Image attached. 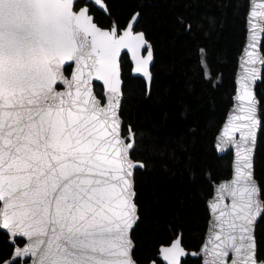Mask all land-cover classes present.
I'll return each instance as SVG.
<instances>
[{
	"label": "snow or ice",
	"instance_id": "snow-or-ice-1",
	"mask_svg": "<svg viewBox=\"0 0 264 264\" xmlns=\"http://www.w3.org/2000/svg\"><path fill=\"white\" fill-rule=\"evenodd\" d=\"M91 3L107 13L105 0ZM138 15L104 27L83 0H0V232L11 245L0 264H141L131 232L139 220L133 172L142 165L130 158L131 127L127 137L119 132L121 51L151 80V47L133 31ZM250 17L233 116L240 123L224 130L229 140L241 133L235 177L209 202L215 218L201 252H187L178 235L160 249L167 264L201 253L203 264H264L255 238L264 185L251 162L264 132L254 92L264 81V12ZM93 81L107 86L103 106Z\"/></svg>",
	"mask_w": 264,
	"mask_h": 264
},
{
	"label": "trees",
	"instance_id": "trees-1",
	"mask_svg": "<svg viewBox=\"0 0 264 264\" xmlns=\"http://www.w3.org/2000/svg\"><path fill=\"white\" fill-rule=\"evenodd\" d=\"M105 2L107 13L96 11L95 19L104 27L116 23L123 28L139 13L136 28L145 32L154 53L150 90L142 78L132 76L128 56L122 58V134L128 136L131 127V157L144 163L134 175L139 208L132 231L134 258L141 264L158 260L161 247L178 235L186 249L199 250L213 183L232 173V153L219 156L214 143L233 102L249 0ZM95 86L102 97L101 85ZM256 92L264 101V81ZM255 176L264 185V132L258 139ZM256 238L264 256V218ZM0 251H11L3 232ZM182 264L201 260L187 257Z\"/></svg>",
	"mask_w": 264,
	"mask_h": 264
},
{
	"label": "water",
	"instance_id": "water-1",
	"mask_svg": "<svg viewBox=\"0 0 264 264\" xmlns=\"http://www.w3.org/2000/svg\"><path fill=\"white\" fill-rule=\"evenodd\" d=\"M261 4H264V0H249V8H248V12H247V16H246V23H247V38H246V41L242 47V50H241V53H240V56H239V61H238V67H237V71H236V75H235V93L232 97L233 99V102H232V105L230 107V109L228 110L227 112V115L225 117V120H224V123L223 125L221 126V128L219 129V132L216 136V140H215V143H214V147L218 153L219 156H223V155H226L228 154L229 152L232 153V164H231V169H232V173H231V176L228 177V178H225V179H222L218 182H214L213 183V193H212V196H210L207 200V208H208V211H209V221H208V225H207V230H206V233H205V237H204V241L203 243L201 244L199 250H188L186 249L183 244H182V241H181V245L185 248V250L189 253H199L201 252V248L202 246L205 244V242L207 241L208 239V236H209V233H210V226H211V221L215 218V213H211L210 212V208H209V202L213 200L214 196L217 195V190L219 188L220 185L222 184H225V183H228L230 181H232L235 177V168L237 166V163L239 161V157L237 155V152H238V148H237V143L239 142L240 140V135L241 133L240 132H232L230 131V135L233 136L235 139L233 140H229L227 137L224 136V130L225 129H231V127L233 125H236V124H239L240 121H235L233 120V116L238 114V112L236 111L237 109V105H238V101H237V97L240 93V84H241V78L242 76L244 75V71H245V49L246 47L248 46V44L250 43V32H249V28H250V25H249V20L251 19L250 17V11L252 9H256L258 11H261V12H264V8H260V7H257L258 5H261ZM100 9V8H99ZM135 14H139V13H135ZM134 14V15H135ZM133 15V16H134ZM132 16V17H133ZM95 18V17H94ZM138 19H139V15L137 16L136 18V22L133 24V31L135 33H144L145 35V38H146V34L144 31H141V30H138L136 28L137 26V22H138ZM132 20V18L129 20V22ZM128 22V23H129ZM147 39V38H146ZM262 39V42H264V37L261 38ZM148 40V39H147ZM149 42V40H148ZM149 45H150V42H149ZM151 47V45H150ZM151 51H152V55H153V60L150 62L149 64V72L151 74V80L148 79V77L144 76L142 73H137L135 71V60L132 58L131 56V53L126 51V50H122L121 51V56H120V65H121V92H122V96H121V100H120V108H119V118H120V129H119V132H120V135L121 137H127V136H123L122 134V125H123V119L120 115V110H121V105H122V102H123V97H124V91H123V87H124V82H123V78H122V58L123 56L126 54L129 58V62L131 64V74L132 76H137V77H140L142 78L146 84H147V87H148V90H150V87H151V83H152V78H153V74H152V66L154 64V53H153V49L151 47ZM263 52V50H261ZM141 55H146V53L142 50L141 51ZM73 71V69H70V72ZM70 74V73H69ZM65 72V75H69ZM263 74V73H262ZM261 82V80H257L255 82V85H254V92H255V95H256V98L257 100L261 101L260 98L258 97L257 95V92H256V88L258 86V84ZM95 84H99L101 85L102 87V97H100L96 90H95ZM92 88H93V92L96 96V98L101 102V105L103 106L105 104V98L108 96V91H107V86L106 85H103L102 82H97V81H93L92 82ZM134 134V133H133ZM259 135H260V131H258L257 133V141H256V146H255V149H254V152L252 154V157H251V162H252V171H253V176H254V179L256 180V182L259 184V181L258 179L256 178L255 176V156H256V152H257V146H258V139H259ZM134 146H135V134H134ZM133 146V148H134ZM133 150V149H132ZM131 150V152H132ZM131 152H130V158L135 162V163H138L140 165H142V167H144V163L141 162V161H136L134 160L132 157H131ZM137 168H141V167H137ZM135 168L134 169V172H133V176L135 175V170L137 169ZM134 188H135V182H134ZM136 192V190H135ZM230 200V198L226 197L225 199V203H228ZM138 206V205H137ZM138 215H139V208H138ZM262 218L260 219H257L256 223H255V238H256V228H257V225L258 223L261 221ZM135 227V225H134ZM133 227V229H134ZM132 229V231H133ZM131 238H132V232H131ZM133 240V239H132ZM134 242V241H133ZM256 242H257V238H256ZM135 244V243H134ZM164 246H167V245H164ZM258 248V246H257ZM187 257V256H186ZM186 257H182L181 258V264H182V260ZM190 257H193V258H201V264H203V260L206 258L204 256L203 253H201V255L199 256H191ZM159 258L163 260L162 258V255L159 253ZM135 259V258H134ZM163 262L165 264H167V261L163 260ZM149 264V263H148Z\"/></svg>",
	"mask_w": 264,
	"mask_h": 264
},
{
	"label": "flooded vegetation",
	"instance_id": "flooded-vegetation-1",
	"mask_svg": "<svg viewBox=\"0 0 264 264\" xmlns=\"http://www.w3.org/2000/svg\"><path fill=\"white\" fill-rule=\"evenodd\" d=\"M83 3H87L88 4V6H89V10H90V13H94V17H95V13H96V11H102L101 9H99V7H96V6H94L92 3H91V0H83ZM66 73L67 74H69L67 71H66ZM160 253V252H159ZM159 253H158V260H155L156 261V264H159V261H161V263L162 264H165L164 262H163V260L162 259H160L159 258ZM187 257H190V256H187ZM186 257V258H187ZM186 258H184L183 260H185ZM191 258H193V257H191ZM196 259H199V260H201V258H196ZM182 260V261H183ZM149 263V262H148ZM148 263H144V264H148Z\"/></svg>",
	"mask_w": 264,
	"mask_h": 264
},
{
	"label": "rangeland",
	"instance_id": "rangeland-1",
	"mask_svg": "<svg viewBox=\"0 0 264 264\" xmlns=\"http://www.w3.org/2000/svg\"><path fill=\"white\" fill-rule=\"evenodd\" d=\"M95 88H96L95 90H97L96 92H98L99 91V88H97L96 86H95Z\"/></svg>",
	"mask_w": 264,
	"mask_h": 264
}]
</instances>
